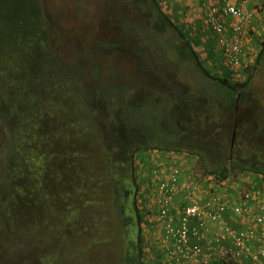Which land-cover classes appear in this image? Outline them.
<instances>
[{
	"label": "rangeland",
	"instance_id": "1",
	"mask_svg": "<svg viewBox=\"0 0 264 264\" xmlns=\"http://www.w3.org/2000/svg\"><path fill=\"white\" fill-rule=\"evenodd\" d=\"M34 1L39 6V12H41V23L46 27L47 45L56 55L50 57V59L62 66L64 84L59 96L53 97L52 94H47L49 92L48 88L39 93L40 89L33 71L36 64L44 59L43 55L30 53L31 56L27 61L21 62L13 69L17 78H20L14 83L16 89H20L21 97L17 95L19 102L6 98L7 101H13L10 113L15 114L20 111V115H18L21 118L20 120H23L22 117L25 115L31 121V125L27 127L18 125L16 121H11L4 116L3 106L0 108V264H39V262L41 264H125L127 243L125 239H121L122 236L117 234L118 230H116L115 222H113V220L116 221V218L112 215L111 208L104 209L102 207L104 204H102L103 197L101 195H98V200L101 202V204H98L99 206L96 207V203H92L90 204L92 205L91 209L81 212L80 218L81 221L84 219L85 224L76 226L74 225L75 219L66 218L67 215H70L68 209H66V202L64 203L66 195L58 200L55 196L49 194L48 188L50 183L53 182V178L49 176L52 168L47 169L49 172L48 180L43 184L38 179L39 169L33 171L36 172V176L32 181L24 177V181L31 185L34 184L36 187L31 186L34 189L26 188V191L22 193H20L21 181L16 178L10 180V176L7 178L6 174L9 175L16 170L15 167L11 168V165H21L20 161L10 160L9 155L14 149L12 147L16 135L11 126L20 127V129L22 127L21 131H24V134L20 136L23 140L17 143L18 148L22 145L26 151L32 148L38 149V152L43 151L40 158H44L49 162L54 156L51 151L53 143H57L58 140H55V138L59 137V134L51 131L55 123H58L56 118L50 117L52 115L49 112L50 108L45 111L43 109L47 105L51 108L56 107L55 101H65L67 90L68 99L69 97L73 99L69 105L77 106L78 109L75 108V113L72 116L64 115L60 118V114H57L56 117L61 122H66L68 117L78 118L79 124L84 129L80 135L82 142L79 147H82L85 151H94L97 154L102 153L100 152L99 139L103 130L111 124L115 109L111 110V117L105 109H103V113L100 111L98 115H93L90 112L89 116L93 127L98 130V135H100L99 138L97 135L94 137L95 133L86 128L88 123L86 113L89 111L90 98L96 96L91 93L95 83H97L105 99L111 100L112 105L116 108L122 100V104H128L127 108L124 105V109L130 112V116L137 117L136 112L140 113L143 118L142 121H145L144 123L148 124L146 126L150 128L148 132L151 131L153 134L151 135L153 141L160 138L162 142H168L171 139L169 133L177 128L176 120L190 116L196 106L198 108L208 107L209 101L206 102V97L224 120L229 117L232 108L228 107L220 89L215 86L212 80L201 77L200 81L195 83L197 78L195 73H193L194 78H189L191 70H186L180 64H177L176 67L168 58H162L161 52L167 56L168 50L166 51L165 45H161V37L155 38L149 31L147 27L149 23L135 0ZM161 4L168 13H174L172 12L174 8L170 7L168 9L171 6L168 0H161ZM243 5L248 6L246 9L248 13H252L254 23L256 22L255 25L246 28L247 33L244 36V41L248 47H251L252 42L255 41L254 44L258 46L260 51L264 43V0H259L257 3L255 0H248ZM33 8L32 6L31 9ZM3 10L5 14L1 13L6 15V18L3 22H0V34L3 29L14 27L16 23L19 24L23 17L22 5H14ZM174 19L176 20V18ZM182 20L192 24L195 18L192 15V17H185ZM176 21L179 22V20ZM184 21H180L179 24L181 26L182 24L186 25ZM5 34L7 33L5 32ZM194 43L197 42L194 41ZM262 67L263 69H261ZM224 68L226 71H222L217 76L225 79L226 84L230 85L234 83L233 80H236V78L231 76L227 65H224ZM260 69L247 82V89L253 87L255 99L249 104H241L236 107L239 122H248L249 129L252 126L249 123H253L258 114L264 113V61L260 65ZM90 84L92 85L89 87ZM128 85L131 86H129L130 93L124 95V89ZM185 85L190 86V92H187L188 88ZM129 88L127 87V89ZM0 89H2L0 90V93H2L5 87ZM180 93L188 94L183 95L184 99H182L179 97ZM39 94L41 99L44 102L46 101L43 103L44 105H41V111L39 108ZM156 99H162L163 101L161 109L160 107L157 108L158 106L156 107L157 111L152 109ZM133 101L138 105L135 106L132 103ZM103 103V99L99 97L91 106L100 108ZM33 106L35 107L33 114H27L23 110V108ZM36 108H38V112H36ZM61 108L63 109L62 113H65V106ZM137 108L139 109L136 111ZM144 110L148 112L147 120L144 116ZM34 120L39 122L41 120L44 127L38 126L37 129H34L32 127ZM135 120L136 118L133 122ZM27 128L32 132H29ZM117 128L123 134L126 131L123 124H118ZM67 131L68 129H66V138H64L62 146L66 143L69 148L71 143L68 142L70 137ZM41 133H47V135L36 146V142L28 137H37ZM239 135L240 132L237 137ZM88 137L91 139V143L97 146L91 148L90 142L88 144L85 140ZM241 140L249 144L250 154L257 161H259L257 158L259 154L261 159L264 160V134L259 136L249 132ZM57 145H54V148L58 147ZM144 150L148 149L142 148L137 156V176L141 178V181L145 180V177L140 174L139 164ZM152 165V167L156 166V164ZM150 170H152L151 167ZM194 172L198 178H201L205 171L196 162ZM151 173L152 171H150L152 179ZM62 177L59 181L62 180ZM148 180L150 179L148 178ZM6 183L12 190L20 194L13 197L14 195L10 194ZM58 187V185H55L56 190H58ZM106 200L109 202L108 198ZM49 210L50 212H48ZM104 216L107 218L102 219ZM96 217H98V221L95 225L94 220ZM55 218L58 222L60 220V223H64L65 229L63 231L58 232L54 228ZM144 243L145 241H143ZM55 251L56 253H54ZM155 255L157 256L154 257ZM152 257L145 263L162 264L160 255L154 254Z\"/></svg>",
	"mask_w": 264,
	"mask_h": 264
},
{
	"label": "trees",
	"instance_id": "2",
	"mask_svg": "<svg viewBox=\"0 0 264 264\" xmlns=\"http://www.w3.org/2000/svg\"><path fill=\"white\" fill-rule=\"evenodd\" d=\"M33 1L34 0H0V22H3L6 18L3 9H9L18 4L22 5L23 17L19 24L16 23L14 27L3 29L0 34V83H2L0 84V88L5 87L4 91L0 93V108H2V106L4 107L2 112H4L3 114L5 117H8L11 121H16L18 125L24 127L31 125V121L28 120L25 115L22 117L23 120H20L21 118L18 117L20 111L15 114L10 113L11 103L13 101L19 102L17 95L21 97L20 89L18 88L17 90L16 84L14 83L20 78H17L13 69L20 65L21 62L27 61L31 56L30 53L43 55L44 59L36 64L35 70L33 71L36 75L38 88L40 89L39 93H42L41 91L47 90L48 88L49 92L47 94H52L53 97L59 96V93L61 94L60 91L63 90L64 84L62 66L58 62L50 59V57H55L56 55L53 54L54 52L49 49L47 45L46 27L41 23L42 16L41 12H39V6ZM135 3L138 4L140 10L144 13L149 23L147 27L149 31H151V34L154 35L155 38L161 37V45H165L167 48L166 51L168 50L167 56L161 52L162 58H168L176 67L177 64H180L182 67L184 66L186 70H191L189 78H194L193 73H195V76H197L195 83L200 81L201 77L212 80L215 86L220 89L221 95L228 104V107L232 108L229 117L225 118L226 120L222 119V116L220 117L215 108L211 106L213 105L210 103L211 101L206 97V102L209 101L208 107L198 108L196 106L190 116L176 120L177 128L173 130V132L169 130V132H171L169 133L171 139H169L168 142H162L160 138L153 141L151 139V135L153 134L151 131L148 132L150 128L146 126L148 124L144 123L145 121H142V115L136 112L137 117L130 116V112L124 109L128 107V104H122V100L119 102L118 108H116L112 105L111 100L105 99L97 83H95V85H93L95 87L92 88L91 93H94L96 96L90 98L88 103L89 111L86 113V118L88 119L86 128L95 133L94 137L97 135L99 138L100 135H98V130L93 127L91 117L89 116L90 112L93 115H98L100 111L103 113V109H105L111 117V110L113 108L115 109L111 124L108 125L107 129L103 130L101 138L99 139L100 152L102 153L97 154L93 150V152L85 151L82 147H79L82 142L80 135L84 129L82 125L79 124L80 121L78 118L68 117L66 122H61L56 117L57 114H60V118L64 115L72 116L75 113V108L78 109L77 106L72 104L69 105V103H72L73 99L71 97L68 99L67 90L65 101H55L56 107L51 108V106L47 107V105L43 109V111H45L50 108L51 110L49 112L52 114L50 117L56 118L58 123L56 124L54 122L55 125L51 131L59 134V137L55 138V140H58L57 143H53L51 151L54 153V156L51 158V161L47 162L46 159L40 158L43 151L38 152V149L35 150L32 148L26 151L22 145L18 148L17 143L23 140L20 136L24 134V131H21L22 127L20 129V127L11 126L16 135L14 136V145L12 147V149H14L11 155H9L10 160L15 159L16 161H20L21 165H11V168L15 167L16 170L6 175L7 178L10 176V180L16 178L21 181L20 193H22L26 191V188L28 189L30 187L34 189V187L31 186H35L34 184L31 185L24 181V177L32 181L36 176V172L33 171L39 169L38 179L41 180L43 184L48 180L47 176L49 172L47 169L52 168L49 176L53 178V182L50 183V187L48 188L49 194L55 196L58 200H61L65 195L67 196H65L64 203L66 202V209H68L70 215H67L68 217L66 216V218L75 219L74 225L76 226L85 224L84 219L81 221V212L89 208L91 209L92 205L90 204L92 203H96V207L98 204H101L98 200V195H101L103 197L102 204L107 205H102V207L104 209L111 208L110 211L116 218V221L113 220V222H115L116 230H118L117 234L122 236L121 239H125L127 243L128 249L125 250V264H146L145 250H143L144 221L140 205L141 188L137 176V156L142 148H158L166 151L187 152L195 157V161L204 169V175L214 174L223 178L230 170L237 172L247 170L255 174L264 175V160L261 159L259 154L257 156L259 161H257L253 155L250 154L249 144L241 140V138L249 132L259 136L264 134V113L258 114L254 122L249 123L252 124L251 129H249L248 122H239L236 110L238 105L249 104L255 99L253 87L247 89V82L255 76L258 70L263 69V67L260 69V65L264 61V43L256 59L250 63L247 62L249 64L247 69L248 78L227 85L225 79L214 75L206 68L201 54L196 50L187 32H185L171 14L164 9L161 0H135ZM32 6L34 7L33 9H31ZM5 32L7 34H5ZM19 57L20 59L22 58L21 61L18 59ZM63 65L65 64L63 63ZM92 84H90L89 87ZM129 86L130 85L126 86L124 89V95L130 93ZM127 87L129 89H127ZM186 87L188 90L190 89V86ZM188 90L187 92H190V90ZM187 94L188 93H180L179 97L184 99L183 95ZM99 97L103 99L104 103L102 106L100 105V108H94L91 104ZM6 98L13 101H7ZM154 101L156 102H154L152 109L156 111L159 107L161 109L163 103L162 99H156ZM28 102L27 100V103ZM45 102L41 99L39 94L40 111L41 105H44L43 103ZM132 103L135 106L138 105V103L134 101ZM62 106H65V113H62ZM34 108V106L27 107L23 108V110L27 114H33ZM138 109L139 108H137L136 111ZM36 110V112L39 111L38 108H36ZM144 112V116L147 120L148 112L146 110H144ZM135 118L136 120L133 122ZM118 124L125 125L126 131L124 134L117 128ZM38 126L44 127L42 121L40 120L39 122L34 120L32 127L37 129ZM66 129H68L67 133L70 137L68 142L71 143L69 148L66 143L62 146L63 140L66 138ZM27 130L32 132V130L28 128ZM234 131L235 137L233 139ZM239 132L240 137H237ZM46 135L47 133H41L37 137L32 136L28 138H32L37 146V143L39 144L40 141H43ZM165 136H167V134H165ZM85 140L88 144L90 142L91 148L97 146L91 143L89 137ZM58 143L59 145H57ZM54 145L58 147L54 148ZM41 146L43 147L42 144ZM60 177H62L61 181H59ZM54 181L55 185L59 186L58 190L55 188ZM7 186L10 190V194L14 195L13 197L20 194L12 190L8 184ZM106 198L109 199L110 203ZM61 202L63 203V201ZM44 205L46 206V204ZM48 212H50V210ZM106 216L102 219L107 218ZM97 218L98 217L95 219L96 221L94 220L95 225L98 221ZM54 222V228L58 230V232L65 229L64 223H60V220L58 222L57 218H55ZM54 253H56V251ZM42 263H44V261H42ZM39 264L41 263L39 262Z\"/></svg>",
	"mask_w": 264,
	"mask_h": 264
},
{
	"label": "built area",
	"instance_id": "3",
	"mask_svg": "<svg viewBox=\"0 0 264 264\" xmlns=\"http://www.w3.org/2000/svg\"><path fill=\"white\" fill-rule=\"evenodd\" d=\"M247 1L221 0V5L213 0L203 2L205 21L220 38L226 65L231 76L236 78L234 82L248 78L249 64L243 60L244 34L248 26L254 25V20L252 13H248L243 5ZM225 17H230L231 21L227 34ZM144 152L150 159L164 161L163 165L151 167L149 193L153 194L152 199L148 198L146 190L140 189L144 221L157 220L162 226L160 238L165 254L162 264H192L202 255L206 264L219 258L231 260L233 264H264V197H258L259 193L254 190L250 180L254 172L230 170L223 178L214 174L198 178L193 172L187 177L188 170L195 169L193 156L189 153L157 149ZM257 176L264 181V175ZM180 193H184L185 200L176 216L172 211L173 201ZM228 211L246 225H231L227 220ZM208 220L219 226L217 240L209 241L206 246L193 242V238L205 236ZM227 240L232 242V246L225 243ZM145 254L149 260L151 254L147 247Z\"/></svg>",
	"mask_w": 264,
	"mask_h": 264
},
{
	"label": "crops",
	"instance_id": "4",
	"mask_svg": "<svg viewBox=\"0 0 264 264\" xmlns=\"http://www.w3.org/2000/svg\"><path fill=\"white\" fill-rule=\"evenodd\" d=\"M205 0H168L169 3H171L170 7L174 8L172 12L173 18H176V20L184 21L183 18H189L192 15L194 16L195 20L192 24L190 22H185L186 25L182 26L179 24L178 21H176L180 27L187 32L188 37L191 39V42L195 46L196 50L201 54L202 60L204 61V64L206 68L213 73L214 75H220L222 71H226L224 68V65H226V59L225 55L222 50V43L220 41V38H218L213 32L208 28L207 23L204 18V6L203 2ZM216 2L217 5H221V0H213ZM259 0H255L257 3ZM248 2V1H247ZM250 5V4H249ZM246 6L245 8H247ZM185 15V17H184ZM230 17L224 18V25L226 29V34L230 31ZM256 22L254 23V25ZM247 30L245 31L244 36H246ZM193 36V38H192ZM256 40V39H254ZM194 41L197 43L195 44ZM252 42V41H251ZM250 42V44H251ZM255 41L252 42V46L248 47L245 44L244 48V56L243 60L250 63L252 60L256 59L257 53H258V46L254 44ZM195 157H193L194 159ZM156 160V161H155ZM167 162V161H165ZM195 159L193 162V165L195 163ZM164 161L161 159H154L153 161L146 156L145 152H143L142 156L140 157V174L145 177V180L141 181V178L138 177L139 186L141 189L146 190V193L148 195V198L152 199L153 194L149 193L150 186L152 183V179L150 176V167H152V164H161L163 165ZM194 172V168L192 170H188L187 177H189ZM152 175V174H151ZM255 174L250 180H252L254 184V190L259 193L258 197L263 198L264 197V181L263 178L258 177ZM148 178L150 180H148ZM185 196L184 193H180L177 196L174 197L173 201V208L172 211H174V214L177 216L180 212L179 208L181 204L184 202ZM141 201V199H140ZM157 209V207H155ZM227 220L231 225L234 227H244L246 224L241 221V219L237 216H235L232 211H228L227 213ZM147 224H144V232L143 235L145 237V245L143 247V250L147 247V252L150 251L151 257L154 254H158L161 256L163 260L165 257L164 251H163V243L161 241V234H162V226L161 223L157 220H145ZM144 221V222H145ZM177 223V222H176ZM219 230V226L217 223H215L212 220H208L207 228L205 232V236L201 239L193 238V242H200L203 246H206V244L209 243V241L217 240L216 236ZM228 242H225L227 245L232 246V242L227 240ZM145 253V252H144ZM148 254V253H147ZM145 254V255H147ZM155 255L154 257H156ZM152 257V258H154ZM146 259V257H145ZM159 259V258H158ZM200 259V260H199ZM198 260L194 261L192 264H206L204 262V255H202ZM149 260H146L148 262ZM162 262V261H161ZM149 264V263H148ZM152 264V263H150ZM154 264V263H153ZM209 264V263H207ZM210 264H233L231 260H225L223 258H219L214 260Z\"/></svg>",
	"mask_w": 264,
	"mask_h": 264
},
{
	"label": "clouds",
	"instance_id": "5",
	"mask_svg": "<svg viewBox=\"0 0 264 264\" xmlns=\"http://www.w3.org/2000/svg\"><path fill=\"white\" fill-rule=\"evenodd\" d=\"M215 34V33H214ZM234 83H236V82H234ZM233 84V83H232ZM169 151H171V150H169ZM195 164H196V162H195ZM143 221H144V219H143Z\"/></svg>",
	"mask_w": 264,
	"mask_h": 264
},
{
	"label": "water",
	"instance_id": "6",
	"mask_svg": "<svg viewBox=\"0 0 264 264\" xmlns=\"http://www.w3.org/2000/svg\"><path fill=\"white\" fill-rule=\"evenodd\" d=\"M236 131V130H235ZM235 131H234V136H233V139H234V137H235Z\"/></svg>",
	"mask_w": 264,
	"mask_h": 264
}]
</instances>
